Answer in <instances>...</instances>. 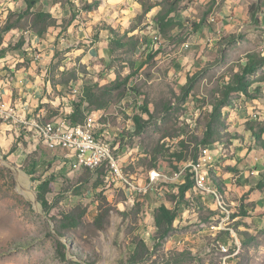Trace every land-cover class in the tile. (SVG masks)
Returning a JSON list of instances; mask_svg holds the SVG:
<instances>
[{
  "label": "rangeland",
  "instance_id": "rangeland-1",
  "mask_svg": "<svg viewBox=\"0 0 264 264\" xmlns=\"http://www.w3.org/2000/svg\"><path fill=\"white\" fill-rule=\"evenodd\" d=\"M66 1L55 5L57 0H37L32 8V12H54L58 8L59 19L63 21L58 38L53 42L55 54L47 65L48 72L42 70L46 73L44 78L49 80L47 100L39 105L43 108L42 119L52 121L69 115L63 98L74 99L73 87L71 82H63L72 72L78 79L79 74L84 78L78 84L80 89L93 81V76H98L99 81L102 78L105 82L102 86L111 85L118 77L119 82H123L129 76L123 98L115 97L120 91L115 90L114 96L101 108L92 107L87 113L94 121L109 123L113 132L120 133L113 140V147L120 144L115 150L118 156L120 151L123 154L124 145L127 153L134 146L140 147L141 154L130 156L134 161H118L121 169L131 174V181L146 177L157 167L172 173L183 160L192 159L198 149L195 137H203L225 82L239 71L240 63H246L249 52H264V22L252 18V22L238 24L235 32L224 31L212 46H205L199 63L189 71L185 84L192 78L193 87L183 99L184 84L180 83L178 70L171 82L166 80L167 71L179 54L193 51L190 48L193 46L185 48L176 39L188 41L190 23L208 13L207 7L196 14L190 9L189 0H183L179 4L181 11L172 15L181 26L173 30L174 38L165 39L158 33L155 19L174 0H129L128 4L137 9L136 17L143 13L137 23L138 32H134L140 44L135 52L129 46L118 48L104 60L95 50L89 54V49L103 33L101 30H108L113 40L124 32L120 27L110 28L104 20L88 27L90 18L84 6L95 0H69L68 4ZM261 1L260 9L264 13V0ZM257 2L254 0L253 5ZM25 8V0H0V34L8 16L12 13L11 21L16 23L17 15ZM149 8L151 11L144 14ZM72 17L74 24L69 30ZM31 18L28 16L18 24L31 29ZM71 32L79 36V40L74 45L63 44ZM8 35L12 34L4 35L3 47L9 48L11 55L24 59L18 67L37 64L38 72H42L41 56L29 57L28 51L23 50L26 44V48L31 44L25 40V45L18 47L20 36L10 38ZM155 36L160 37L162 44L155 43ZM78 47L82 49L80 54H76ZM87 54L88 60L84 61L83 55ZM93 68L97 69L95 74L91 72ZM112 68L116 79L107 82L104 73ZM257 85L260 84L252 86L257 101L233 96L232 101L223 106L220 120L214 123L218 142L212 148L216 149L217 165L210 162L207 168L211 179L219 183L220 188L225 186L220 201L211 193L207 196L195 188L188 194L193 200H183L178 196L180 184L177 183L162 185L147 196L127 197L121 184H116L113 178L107 180L105 169L103 172L74 170L70 165L72 160L65 164L61 159V150L48 149L32 131L7 121V115L0 114V156L3 157L0 159V264H264V150L257 148L247 128V122L255 132L264 128V93L254 91ZM78 97L79 94L75 99ZM13 105L17 107L14 102ZM143 106L149 107L152 117L149 116L152 113L142 112ZM135 115L150 118L139 136L129 128L134 124ZM86 126L102 137V130H97L96 124ZM216 145H220L219 151ZM205 147L208 150V146ZM173 152L181 154L177 157ZM19 173L25 175L37 198L39 185L50 181L46 193L48 211H44L39 200L35 203V199L30 200L23 194ZM163 203L178 209L179 216L170 235L161 239L154 214ZM210 203L218 213L213 212ZM219 242L227 248H220Z\"/></svg>",
  "mask_w": 264,
  "mask_h": 264
},
{
  "label": "trees",
  "instance_id": "trees-1",
  "mask_svg": "<svg viewBox=\"0 0 264 264\" xmlns=\"http://www.w3.org/2000/svg\"><path fill=\"white\" fill-rule=\"evenodd\" d=\"M183 0H174L170 5L169 8L164 11L163 9L157 14L156 16V24H157V31L160 35H162L165 39H171L174 38V29L177 26H181V23L176 21L175 17L172 15L176 14L181 11L179 4ZM26 2V8L19 13L17 16V22L14 23L11 21L12 18V13L8 16L6 20V25L4 29L1 30V33L4 35L6 33L10 32H18L21 29H24L25 31L30 30L32 31L35 35L39 36L40 38H44L48 32H50L53 28L60 27L61 24L63 23L62 19H59V11L57 13H52L50 11H37V12H32V8L36 5L37 0H25ZM69 0L66 1L68 4ZM55 3H62V0H57ZM100 4L99 0H95L92 3H87L84 6L85 11H91L94 8H98ZM191 4V1L189 0V3ZM263 5L261 0H258V2L250 7V13L252 18H256L257 12L260 9V6ZM189 5H187V10L188 11ZM151 11V8L145 9L144 14L148 13ZM188 14V13H187ZM28 16H31V29L25 28L18 24L21 22V20L27 18ZM143 13L141 15H138L135 17L134 22L132 23L131 27L123 34L121 35L120 33L117 34L116 39H111L108 47V52L109 54L113 53L116 49L122 48V47H127L129 46L132 51H136L138 45L140 44V38L138 35H135V30H138V22L142 19ZM74 20V17H72L68 28L72 25ZM206 22L205 17L202 18L199 22L194 21L190 23V32L188 34L191 35L194 32H196L204 23ZM112 28V27H110ZM113 29V28H112ZM172 32V34H171ZM0 34V60L6 58L10 53H9V48H4L3 43H4V35ZM127 39V40H126ZM186 39V38H185ZM26 40V35L22 34L20 36V40L18 41L20 45L18 47H21L22 44ZM126 40V41H125ZM177 42L184 43V38H177ZM26 43V42H25ZM23 44V46L25 45ZM156 44L158 42H155ZM18 44V43H17ZM16 44V45H17ZM15 45V46H16ZM157 46V45H156ZM19 49V48H17ZM152 58V55L149 56ZM148 57V59H149ZM132 65L134 66V63L132 62ZM264 67V54L256 51L249 52L246 57V63L245 64H239V71L235 72L231 78H229L228 81L225 82L224 87L221 91V97L219 99V102L216 105H213V109L210 113V120L208 121V127L203 135V137H195L196 145L198 146L197 152L194 154V157L192 158L193 160H196L200 153H201V147H205L208 145H215L217 143V139H215V136L217 134V129L214 125V123L218 122L224 112H222L223 106H225L227 103L232 101L233 96H245L248 99L254 100L257 99L258 96L256 93H252V86L255 83L258 84H264V73L259 74V71ZM129 76L125 78L123 82H119L120 77L116 79V82L111 83L109 86H101L99 83H87L84 85L81 89L82 95L79 94L78 99L76 100L75 97L77 94H73V89H72V95L74 96V99H71L72 102V112L67 115L68 120L72 124H77V123H82L84 122L86 118V114L84 113L83 110V103L86 101L88 103L87 110L92 108V107H97L101 108L102 105L108 101V99L113 95V91L115 90H120L117 94H115V97H120L123 98L126 95V80L129 81ZM192 78H189V81L182 87L181 89V94L183 96V99H186L189 94L192 91V84H191ZM72 84V87L74 88V85L77 84L78 82V77L75 72H72L70 76L63 82V84L70 83ZM125 88V89H124ZM254 91L261 92V86L257 85L254 88ZM254 94V95H253ZM76 100V101H74ZM143 113L151 114L149 115L150 117L153 116V112L150 111L148 106H143ZM133 120L136 124V134H141L143 131H145V124L149 122V119L143 118L141 115H135L133 117ZM247 128L250 130L253 134V139L255 140V144L257 148H260L261 150H264V128L261 129L259 132H255L254 128L250 126V123L247 122ZM181 142H185L183 139H181ZM174 153V152H173ZM181 154V153H180ZM180 154L174 153V156H179ZM6 158V156H4ZM191 160V159H189ZM187 159L183 160L181 164L183 165L187 161ZM181 165V166H182ZM180 166V167H181ZM179 167V168H180ZM178 167L175 168L174 171L179 170ZM103 168L97 169L98 171L103 172ZM157 169H160L157 167ZM88 170V169H86ZM162 170V169H160ZM91 171H96V170H91ZM28 173L32 174L31 171ZM214 179H216V175L213 174ZM221 178V177H219ZM210 179H211V174H210ZM217 180V179H216ZM211 181L217 185L220 195L221 191L225 192V186L222 185V188H220L219 183H215L212 179ZM220 181V179H219ZM221 183V181H220ZM223 183V181H222ZM221 183V184H222ZM180 187H179V194L178 196L183 197V200L187 198L188 200H193V197L190 196L188 197V194H190V191L195 188L196 190L198 189L196 187V174L195 171H188L186 174V179L184 181H179ZM50 185V181H43L39 185V192H38V200L42 204L44 211L49 210L48 206V200L46 198V193L48 192V187ZM211 198V197H210ZM222 201V200H221ZM223 205L226 207L225 203L222 202ZM218 210H220L218 208ZM214 213H218L217 211H214ZM179 216V211L176 208H170L168 207L165 203L160 205L154 214V222L157 230V234L159 235V238L164 239L170 235L174 228V224ZM69 221L71 220L68 219ZM57 233L60 235L62 234L60 231H57ZM142 244H145L142 241ZM138 251V248L137 250Z\"/></svg>",
  "mask_w": 264,
  "mask_h": 264
},
{
  "label": "crops",
  "instance_id": "crops-1",
  "mask_svg": "<svg viewBox=\"0 0 264 264\" xmlns=\"http://www.w3.org/2000/svg\"><path fill=\"white\" fill-rule=\"evenodd\" d=\"M100 5L98 8H94L91 11H87L89 13V23L88 27L91 25H97L102 20L107 22L109 27L114 29H119L124 33L131 27L134 19L136 17V8L132 4H128L129 0H99ZM254 0H191L190 9L195 10L194 13L198 14V11H202L204 7H207L208 13H203L199 15L197 21L199 22L202 18L205 17L206 22L193 34L189 36L188 41L183 43H189L193 51L186 52L185 54H179V57L173 62V66L168 68L167 78L168 82L173 78V75L176 74L178 70V75H180V83L185 85L187 75L193 66H197L199 63V59L201 56V52H203L205 46H212L216 39L222 37V33L224 31L231 33L235 32V28L238 24L245 25L249 22H252V16L250 13V7L253 5ZM58 3H55L57 5ZM58 9V8H57ZM50 11L52 13H57L58 10ZM129 9L130 11H126ZM191 10V11H192ZM49 11V10H48ZM215 13V14H214ZM98 15V16H97ZM210 15V16H209ZM212 18H215V22H212ZM256 21L264 22V13L261 9L258 10L257 16L255 18ZM74 24V22H73ZM72 27V26H70ZM264 27V25H263ZM81 30H84L83 27H80ZM53 30V31H52ZM50 32L46 34L44 38H40L35 35L32 31L21 29L18 32H10L12 35L10 38H13L16 34L17 36H21L22 34L26 35V40L28 41L29 47L26 48L25 51H28L27 56H31L33 54L41 56L42 62L39 63L43 66L42 70L44 72H48L49 63H51L54 57V51L56 45L53 43L54 40L58 38L59 32L61 30L60 27L53 28ZM70 30V28H69ZM89 30V28H87ZM240 30L239 28L237 29ZM103 33H100L98 42H95L93 46L89 49V54L95 50L97 51V55L100 58L104 59L108 56V47L110 43V35L108 30H101ZM138 32V30H137ZM72 36V38H71ZM71 36H69L68 40L63 41V44L74 45L75 42L79 40V36H75L73 32H71ZM193 44V45H192ZM32 47L35 49L32 52ZM81 48H77L76 54H80ZM83 55L84 61L88 60V56ZM264 54V52H263ZM17 55L9 54L6 58L0 60V99L3 102L12 104L13 102L18 107L19 112H23L27 115L37 114L42 111L43 108L39 107L41 104H45L47 100V90H49L48 82L49 80L44 78V72H38V65L29 64V66H25L24 68L18 67L20 61H24V59L20 57H16ZM164 58H169L165 56ZM10 59L13 60L10 61ZM10 62V63H9ZM15 63V64H13ZM29 63V62H27ZM34 63V62H32ZM8 64V65H7ZM97 69L93 68L91 71L95 74ZM100 70V69H98ZM104 73V72H103ZM107 74V82L116 79V73L112 68L110 72L104 73ZM93 81L87 83H99L101 86L105 84V82L99 81L98 76H93ZM261 91L264 93V84H260ZM66 101L67 108L66 112L70 113L71 109V100L68 98H63ZM258 99H254L257 101ZM41 103V104H40ZM59 117L57 120L61 119ZM133 121V120H132ZM105 123V122H104ZM109 137L114 144L113 140L119 136L120 133L113 132V128L111 124L107 123ZM129 127L134 135L139 136L140 134H136V124H130ZM142 134V133H141ZM119 142L116 143L115 148L119 147ZM218 151L220 150V145H216ZM123 154L120 151V155L122 154L121 161L128 162L129 160H135L134 157H130L133 154H141L140 147L134 146L129 149V153H127V148L123 146ZM168 207V203H165ZM172 208V207H170Z\"/></svg>",
  "mask_w": 264,
  "mask_h": 264
},
{
  "label": "built area",
  "instance_id": "built-area-1",
  "mask_svg": "<svg viewBox=\"0 0 264 264\" xmlns=\"http://www.w3.org/2000/svg\"><path fill=\"white\" fill-rule=\"evenodd\" d=\"M212 22H215V18H212ZM154 38L158 43L162 44L160 37L155 36ZM184 47L189 48L190 44L185 43ZM83 81L84 78H80L79 74L78 82L73 88V94L82 95L78 84ZM70 105L71 110H73L72 102ZM82 107L84 113L87 114V122L77 124L70 123L67 115L59 120L57 118L52 121H45L42 119L41 113H32L31 115L27 113L26 115L23 112H19L14 105L3 101H0V114L7 115V121H13L22 125L28 131H32L35 137L48 149L61 150L63 152L61 159L65 164L67 160H75L74 170H97L104 167L107 173V180L110 181L113 178L116 184H121L127 197L136 199V195L147 196L151 191H157L162 185L179 184L180 180L186 179L188 171L198 172L199 189L197 190L209 196L210 188L204 180L202 163L211 162L214 166L217 165V153L216 149L212 148V145H208V150L205 151L203 156H200V167H193L191 159L184 163L178 171L167 173L164 170L153 168L146 177H138V181H131V174L125 173L123 169H118V161L121 160V157L115 153L116 148L113 147V143L109 135H107V123L94 121L92 117L88 116V103L86 101H84ZM87 124H96L97 130H102V137L87 134ZM210 205L215 211V206L211 203ZM219 246L220 248H227L221 242H219Z\"/></svg>",
  "mask_w": 264,
  "mask_h": 264
},
{
  "label": "bare ground",
  "instance_id": "bare-ground-1",
  "mask_svg": "<svg viewBox=\"0 0 264 264\" xmlns=\"http://www.w3.org/2000/svg\"><path fill=\"white\" fill-rule=\"evenodd\" d=\"M86 132L89 135H95V137H100V135H98L93 129L89 128L88 126H86ZM207 147H205V149H201V153L199 155V157L196 160L192 161V166L193 167H200V156H203L205 151H207L206 149ZM73 162L70 164L72 166V168H75V160H72ZM210 162H203L202 163V172L204 174V180L207 182V186L210 188V192L212 195H214L215 197H217V199L220 201V192L217 186H213L212 181L210 179V174H209V169L207 168V165ZM118 169H121L119 163H118ZM196 174V187L199 189V179H198V172L195 171ZM18 179H19V183L21 184V187L23 189V194L30 200L35 199V196L32 192V190L30 189V187L28 186V181L25 177L24 174L19 173L18 174ZM220 206H222L221 203H219ZM38 208V207H37Z\"/></svg>",
  "mask_w": 264,
  "mask_h": 264
},
{
  "label": "water",
  "instance_id": "water-1",
  "mask_svg": "<svg viewBox=\"0 0 264 264\" xmlns=\"http://www.w3.org/2000/svg\"><path fill=\"white\" fill-rule=\"evenodd\" d=\"M0 159H3V157L0 156ZM5 163H7L9 166H11V167L16 169V167L11 162L5 161ZM16 171L18 172V169ZM35 203H38L37 195H35Z\"/></svg>",
  "mask_w": 264,
  "mask_h": 264
}]
</instances>
